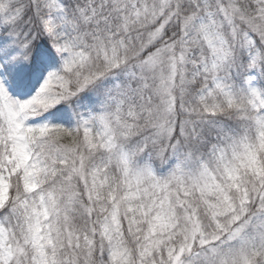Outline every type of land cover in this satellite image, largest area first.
<instances>
[{"label":"snow or ice","instance_id":"obj_1","mask_svg":"<svg viewBox=\"0 0 264 264\" xmlns=\"http://www.w3.org/2000/svg\"><path fill=\"white\" fill-rule=\"evenodd\" d=\"M0 264H264V0H0Z\"/></svg>","mask_w":264,"mask_h":264}]
</instances>
